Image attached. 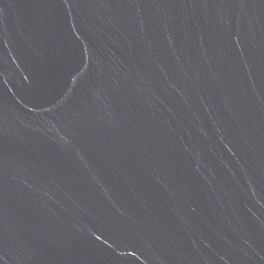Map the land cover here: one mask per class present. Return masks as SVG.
Listing matches in <instances>:
<instances>
[{
  "label": "water",
  "instance_id": "95a60500",
  "mask_svg": "<svg viewBox=\"0 0 264 264\" xmlns=\"http://www.w3.org/2000/svg\"><path fill=\"white\" fill-rule=\"evenodd\" d=\"M0 264H264V0H0Z\"/></svg>",
  "mask_w": 264,
  "mask_h": 264
}]
</instances>
